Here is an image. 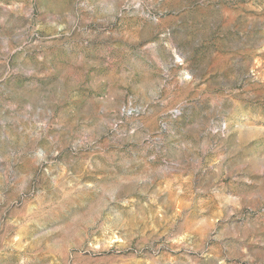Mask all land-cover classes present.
I'll return each instance as SVG.
<instances>
[{
    "label": "rangeland",
    "instance_id": "374dc122",
    "mask_svg": "<svg viewBox=\"0 0 264 264\" xmlns=\"http://www.w3.org/2000/svg\"><path fill=\"white\" fill-rule=\"evenodd\" d=\"M0 264H264V0H0Z\"/></svg>",
    "mask_w": 264,
    "mask_h": 264
}]
</instances>
